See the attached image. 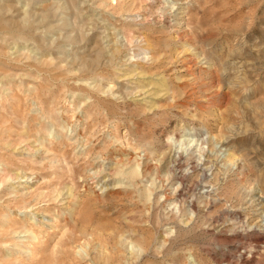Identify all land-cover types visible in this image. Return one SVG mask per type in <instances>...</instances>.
Instances as JSON below:
<instances>
[{"label":"rangeland","instance_id":"374dc122","mask_svg":"<svg viewBox=\"0 0 264 264\" xmlns=\"http://www.w3.org/2000/svg\"><path fill=\"white\" fill-rule=\"evenodd\" d=\"M0 264H264V0H0Z\"/></svg>","mask_w":264,"mask_h":264},{"label":"bare ground","instance_id":"6f19581e","mask_svg":"<svg viewBox=\"0 0 264 264\" xmlns=\"http://www.w3.org/2000/svg\"><path fill=\"white\" fill-rule=\"evenodd\" d=\"M231 158H232V156H231V155H228V154L226 155V159H228V160H229V159H231ZM232 160H233V159H232Z\"/></svg>","mask_w":264,"mask_h":264}]
</instances>
